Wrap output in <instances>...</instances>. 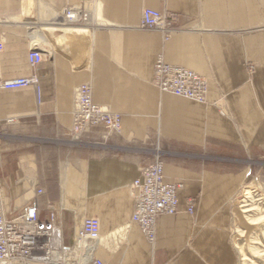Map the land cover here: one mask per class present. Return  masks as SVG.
<instances>
[{
	"label": "crops",
	"instance_id": "crops-1",
	"mask_svg": "<svg viewBox=\"0 0 264 264\" xmlns=\"http://www.w3.org/2000/svg\"><path fill=\"white\" fill-rule=\"evenodd\" d=\"M147 7L178 15L167 39L140 28ZM68 8L88 21H69ZM0 41V78L34 75L40 94L33 85L0 90L7 217L35 199L45 219L52 204L64 246L85 218L97 217L92 255L75 250L68 264L237 263L234 199L264 159V0H0ZM32 48L43 54L35 66ZM158 56L205 77L207 102L159 90ZM81 83L95 103L121 114L119 131L93 126L83 143L71 140ZM156 154L164 181L178 185V210L156 218L150 243L131 219L130 184Z\"/></svg>",
	"mask_w": 264,
	"mask_h": 264
},
{
	"label": "built area",
	"instance_id": "built-area-1",
	"mask_svg": "<svg viewBox=\"0 0 264 264\" xmlns=\"http://www.w3.org/2000/svg\"><path fill=\"white\" fill-rule=\"evenodd\" d=\"M65 18L71 22L86 23L88 14L80 9L68 8ZM178 15L175 12L144 8L140 28L159 30L164 39L178 28ZM3 43L0 41V52ZM43 59L38 48L27 54L28 63L35 66ZM254 63L249 62L252 70ZM154 82L159 90L176 96L207 102L208 82L205 77L181 65L170 64L158 56L153 65ZM33 85L40 100L37 78L34 75L0 78V90H15ZM93 126L117 132L121 126V114L108 110L92 100V87L89 83L76 86L73 98L72 124L69 136L74 143H83V135ZM177 184L164 181L163 162L156 154L153 161L145 164L139 176L130 184L134 200L132 221L138 224L145 239L153 243L156 235V218L161 214H174L178 210ZM247 191V190H245ZM42 189L37 193L41 194ZM49 213L45 219L39 217L35 199L24 205L14 216L7 217L3 208L0 185V264H10L18 260L68 264L67 258L78 250L85 259L91 256L99 237L97 217L84 219L81 228L74 236V244L64 246L61 242V226L58 213L48 204ZM187 211L193 212V200L187 202ZM81 259V260H83ZM80 260V259H79ZM93 264H104L99 258Z\"/></svg>",
	"mask_w": 264,
	"mask_h": 264
},
{
	"label": "rangeland",
	"instance_id": "rangeland-1",
	"mask_svg": "<svg viewBox=\"0 0 264 264\" xmlns=\"http://www.w3.org/2000/svg\"><path fill=\"white\" fill-rule=\"evenodd\" d=\"M256 163L261 169L251 174L234 199L230 237L236 264H264V159Z\"/></svg>",
	"mask_w": 264,
	"mask_h": 264
},
{
	"label": "bare ground",
	"instance_id": "bare-ground-1",
	"mask_svg": "<svg viewBox=\"0 0 264 264\" xmlns=\"http://www.w3.org/2000/svg\"><path fill=\"white\" fill-rule=\"evenodd\" d=\"M72 30V29H71ZM75 30V29H74ZM75 55V54H74ZM247 210H249V209H247ZM87 262H89V261H87ZM85 264V263H84ZM87 264V263H86Z\"/></svg>",
	"mask_w": 264,
	"mask_h": 264
}]
</instances>
